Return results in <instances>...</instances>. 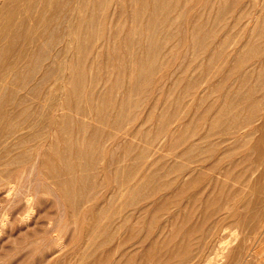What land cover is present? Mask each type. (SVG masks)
Returning <instances> with one entry per match:
<instances>
[{"label":"bare ground","instance_id":"bare-ground-1","mask_svg":"<svg viewBox=\"0 0 264 264\" xmlns=\"http://www.w3.org/2000/svg\"><path fill=\"white\" fill-rule=\"evenodd\" d=\"M113 5L122 11L125 3L123 0H0V167L3 166L4 172L9 173L7 181L0 176V197L3 195L6 203H18L19 195L23 194L21 186H27L21 179L22 175L18 181H11L15 169L13 165L28 168L33 173L40 165L43 168L47 167V163L54 166L50 159L55 157L60 167L54 170V184L66 201L77 207L89 200L91 192L100 187L96 180L89 175L61 178L63 172L74 176L78 167L82 170L99 167L104 150L105 135L100 128L91 127L85 120L72 124L75 130L69 124L66 128L64 121L67 122L69 117L56 116L65 108L68 83L72 90L76 87L75 79L67 78L69 69L73 68L70 66L71 60L78 58L80 50L82 52L84 48L80 76L84 75L92 81L87 100L89 109L77 105L78 112H75L82 119L91 118L88 114H92L96 121H113L114 126L120 127L124 125V118L136 114L141 107L143 100L139 97L140 91L145 92L151 85L147 87L143 82L151 80L156 72H161L165 60L174 55L171 53L181 44L180 27L187 23L191 38L184 41L185 45L191 47L190 55L198 50L203 51L200 54L206 57H201L200 61L192 59L176 70L158 127L150 132L139 128L137 133L128 134L130 138H124L117 147L121 153H114L112 162L124 165L109 174L113 181L118 182L117 190L104 206L92 213L90 211L95 220L77 229L78 232L74 234L77 233L78 243H74V248H77L76 251L90 250L94 247L93 240L105 235V241L110 246L105 264H188L191 257L200 253L198 248L193 249L191 239L187 240V236H196L201 232V223L194 220L203 216L206 220L220 218L223 210L233 209L232 204L241 195V199L246 198L243 194L248 187L262 185L260 179L264 177L261 174L264 169L260 171V163L264 162V153L260 148L248 165L247 159L236 165H232L233 162L228 166L224 164L226 158L240 152L249 143L256 132L255 120L262 119L261 124H264V108L261 109L264 103V45L256 43L250 46L246 41L254 29L259 34L264 31V26L258 24L259 13L264 10V0H250V9L247 11V5L242 6L236 14V4H231L230 0H134L130 6L131 19H128L130 31L123 36L122 42L119 41L122 35H118L121 31L116 32L113 36L115 42L108 44L110 49L103 47L106 45V34L97 32L105 23L104 14L113 9ZM96 6L101 12L100 16L96 13ZM215 13L234 20L231 24L221 21V27L217 30L209 20ZM121 21L120 17L117 22ZM229 24L231 28L226 31ZM233 28H237L236 33ZM241 47L244 51L235 50ZM103 53L107 55L104 66L101 60ZM255 59L260 61H253ZM230 67L234 70L233 74L227 75L223 81L217 80L222 71ZM71 70L77 72L75 68ZM234 77L236 79L230 83ZM51 80L53 82L49 85ZM143 85L145 89H142ZM47 86L49 100L45 106L40 103V109L28 105L27 100L15 92L16 88L18 91L27 90L38 99ZM213 87L218 91L224 90V95L196 117L199 108L209 99L208 92ZM134 93L138 94L137 98H134ZM51 108L55 119L49 114ZM194 121L196 124H192ZM200 122H208V130L202 132L194 129L187 138L177 140ZM45 123L53 126L55 131L65 126L68 136L65 149H61L56 142H48L45 131H36L37 124ZM131 137L145 138L144 144L138 147ZM39 138L40 148L32 153ZM111 138L114 139L115 135ZM172 140L174 142L169 144ZM45 141L47 146L43 147ZM24 143L26 148L21 152ZM167 145L170 153L176 149L180 151L171 153L173 160L164 157ZM190 156L191 159L184 158ZM131 159L134 162L127 164L126 161ZM154 165L157 168L152 170ZM239 165L237 172L235 170ZM201 182H206L214 190L225 189L227 197H199L191 190L194 184ZM79 186L82 190L77 193ZM38 191L41 192L40 189ZM33 194L29 191L21 196L23 201L20 202L25 212L22 218L18 217L20 220H16L19 212L10 208L2 214L0 233L9 229V224H17L18 221L28 223L36 206V196ZM188 199L194 201L195 206L189 207L187 215L182 210L186 209L187 205L183 203ZM177 206L179 210H176ZM42 210L44 207L37 211L42 213ZM45 212L47 217L48 211ZM246 215L244 225L247 230H252L256 238L262 233L261 218L253 210L247 211ZM105 218H108L107 223H104ZM214 225L210 229L202 228L201 238H206L215 228ZM238 231L231 228L227 235L219 233L210 246L204 240L198 246L210 248L204 264H223L227 256L225 264L257 263V259H249L252 247L247 245L249 243H246V237L243 238L244 234V240H239L241 231ZM62 233L50 237L51 243L41 242L46 246L45 251L41 249L44 253H40L44 259L42 263H51V258L54 264L60 263L52 256H60L68 248L65 247L68 238L64 240ZM235 244L238 245L233 247ZM104 246V242H99L94 249L99 251ZM39 248L40 244L36 249L39 251ZM93 255V252H86L83 255L85 263L92 258L94 260ZM261 264H264V260Z\"/></svg>","mask_w":264,"mask_h":264},{"label":"rangeland","instance_id":"rangeland-1","mask_svg":"<svg viewBox=\"0 0 264 264\" xmlns=\"http://www.w3.org/2000/svg\"><path fill=\"white\" fill-rule=\"evenodd\" d=\"M123 1H124L125 5H124V8L122 11L117 6L115 7L113 5L115 10H113L114 8L110 9L109 12H106L105 13L106 15L104 14V16H103V18H105V23L102 24V27L98 30L97 33L100 35L106 34V36L104 38V43H106V45L103 46L104 48H107V47L110 48L111 46H109L108 44L109 43L113 44L115 42L113 39V36L116 32L121 31V33H118V35H122L120 37L121 39L119 40L122 42L123 36L130 31L131 24H130V21L128 19L129 18L131 19L132 11H130V6L134 3V0H123ZM230 3L236 4L235 14L239 11V9L242 6L247 5V11L250 9V7L248 6V4L250 5V0H230ZM95 9H96V13L100 16L101 12L99 11L97 6L95 7ZM190 13L191 12H189V14ZM259 16H260V20H259L258 24L264 26V20H263L264 10L261 13H259ZM261 16H262V20H261ZM120 17L122 18V21L117 22V20ZM111 20H113V21H111ZM209 20L214 25H216L215 29L219 30V28L221 27V21H229V23L231 24L234 19L219 17V15H217L215 13V14L211 15ZM230 24L228 27H226V31L228 29L230 30V28H231ZM99 26H97V27H99ZM188 28H189V25L187 23H183V25L180 27V29H181L180 30V33H181V35H180V37H181L180 38V43H181L180 46L176 50H174V52L171 53V54L174 53V55H170L165 60L166 63H165V66L163 65L164 67L162 66L163 68H162L161 72H156L155 76L151 80L148 79V81L143 82V84H145V83L147 84V87L150 85V83H151V85L147 88V90L145 92L140 91L139 97H141L143 100V103H141V107L139 108V110L137 111L136 114L133 113V114L129 115V118H124L123 119L124 125L120 126V127L114 126L113 121H109V122H103V121H98V120L96 121L95 118L92 116V114L91 115L88 114L89 116H91V118L86 117V118L82 119V116L76 113V112H78V110H77L78 106L77 105L81 106L82 108H83V106H85L86 109H89L87 100L89 98V93H90L92 81L89 80L87 77H84V75L80 76V72H81L80 68H81V65L83 64L82 56H84L83 55L84 54V48H82V52L80 50L78 58L73 57V59L70 62V66L77 69V72H75V70L72 71L71 69H73V68H70L68 73H67V78L73 77L75 79L74 84L76 85V87L74 90H72L73 87L71 85H69V83H68V88L66 91L67 95L65 97V108L63 111L58 112L56 114V116L58 117V115L59 116L65 115V116L69 117L67 122L64 121V123L66 124V128L68 126L67 124H69V127L70 128L73 127L75 130V127L72 124H76L77 122H82L83 120H85V122L89 123L91 125V127L100 128V130L102 132H104V135H105L104 139H103V149L104 150H103V154H102L100 161H99V167L89 169V170H82L81 168L78 167V171L74 176H71L69 174H64V172H63L61 178H63V179H69L70 177L80 178V177H82V175H89L90 177L93 178V180H96V182L100 184V187L96 191L91 192L89 200L83 202L82 204H79L80 206L75 207L66 201V199L63 196V193L54 184V179H55L54 178V172H55L54 170L56 168L60 167V165H59L60 162L57 158L52 157V159H50L52 161V163L54 164V166L52 164L47 163V167L43 168L40 165V168H36L33 173H30V169H28V168L27 169H25L23 167L17 168L16 165H13L15 169L12 171L14 173V175L11 177V181H18L19 177L22 175L21 176L22 178L21 177L20 178L22 179L24 184H26L27 186L26 187L21 186V190H22L21 192L23 194H21V192H20L21 195H19V197L17 199L18 201H16L18 203H14V204L13 203L12 204L6 203V200L2 199L3 195L0 197V217L2 216V214H4L10 208V210H15V212L17 211V213L18 212L21 213V214L18 213V215H16V217H17L16 220H20L19 218H22L21 216H22V214L24 216L23 212H25V211H23L24 205L20 201L22 200L24 193H28L29 191H30V193H34L33 195L36 196V198L34 200L35 201L34 205H36L38 208L35 206L34 213L31 217V219L28 221V223H22L21 221H18V223H17L18 225L17 224H11V225L9 224L10 226L8 225V227H10L9 228L10 230L8 228H6L0 233V264H44V263H42V262H44L42 254L44 253L46 246H44V244L42 245V243L46 244L47 243L46 241L51 243L50 237L52 238L56 235V233L58 234L60 232L64 233V235H65V236H63V237H65L64 240H66V238H68L69 240L67 239V241H66L67 244H65V247H68L65 249L66 251H62V254L60 253V256H59V254L52 256L55 260L59 259L58 260V263L60 262L59 264H87V263L88 264H100V262H101V264L106 263V261L108 259V254H109L108 250L110 247L109 245H107V242L105 241L106 238H104L107 236L104 235L100 239L96 238L93 240L94 247L99 242L105 243V246L102 249H100L99 251L95 250L94 247L90 250L79 249L78 251H76L77 248H74L75 247L74 243H78V240H77V233H76V235L74 233L78 232L77 229H79L80 226L88 225L92 222V220H95V219H93L94 217H92V215L90 214V211L92 213L96 208H101L102 206H104L107 203V200L111 197V195L114 194V192L117 190V183L118 182L113 181L111 179V177L109 176L110 171L116 169L118 166L124 165L120 162H115V163L112 162L113 154L114 153H117V154L121 153V151L120 152L117 151V147L123 142L124 138H126V137L130 138L128 136V134L133 135L134 133H137V130L139 128H141L144 132H146V131L150 132V131H153L154 129H156L158 127V124L160 123V116H161L164 108L166 107V100H167L166 94L173 87V80H175V77L173 75L175 74L176 70L177 69L180 70L181 68H183L192 59L194 61H200L202 59L201 57H206V56L200 54V53H203V51L198 52V50H196V53L194 55L193 54L190 55L189 50L191 47L185 45L186 40L184 41V39H190L191 38L190 33L187 31ZM233 32L236 33L237 28H233ZM108 35H109V37H108ZM245 40L246 39H244V41ZM119 41H117V42L119 44H121ZM246 41H249L250 46L255 45L256 43H258L260 45H264V31H262L259 34V31L257 29H254L252 36ZM235 50L237 52L244 51V49L242 47L239 50L238 49H235ZM177 53H178V55H177ZM106 56H107L106 53L101 54V60L103 61V66H104L106 58H107ZM253 61L259 62L260 60L255 59ZM166 71H167V73H166ZM233 72H234L233 68L230 67L226 71L225 70L222 71V73L220 74V76L218 77L217 80L223 81L228 77L227 75H231V74H233ZM234 79H236V77L232 78L230 83H233ZM53 80L49 81L48 84L49 83L52 84ZM81 89H83V90H81ZM142 89H145L144 85H143ZM15 90H17V91H15V92H17V94L21 95L22 97H24L27 100L28 105H33V108H35V109H40L39 108L40 103L44 104V106H45L46 105L45 103L48 102V100H49V95H50L49 86H47L46 91L43 93L42 96H39L38 99L35 98V96L32 95L31 92L29 93L27 90H23V91L19 90L18 91L17 88ZM208 95H209V99L206 101V103L203 106H201L199 108V110L196 114V117H199L200 114H202V112L204 111V109L209 107L212 102L218 101L219 99H221L222 96L224 95V90L218 91L216 88L213 87V89L212 90L210 89V91L208 92ZM137 96H138V94L134 93V98H137ZM36 97H37V95H36ZM219 103H221V102H219ZM262 108H264V103L261 104V109ZM49 114H51V117H53V108L50 109ZM246 114L243 117H245ZM56 116H54L53 119H55ZM259 117L260 116H258L257 119ZM262 122H263L262 119L255 120V122L253 124H257L256 128H255L256 132L253 135V137L250 139L249 143L246 144L244 146V148L240 150V152H237L236 154H231V156L226 158L224 166H228V164H231V162H233L232 165H236L239 162H241L243 159H247V163H246L247 165L249 163H252L253 162L252 160L254 159V156L256 155L258 148H260L261 152L264 153V124H261ZM192 124H196L195 121ZM208 127H209L208 122H206V123L200 122L199 124L196 125L195 128H189V131L187 133H185V136L177 138V140H179L183 137L187 138L189 136V134L194 129H199L203 132L204 130L205 131L208 130L207 129ZM257 127H258V129H257ZM66 128H65V126H63L62 128L58 127L55 131V128L53 126L51 127L49 124L45 123V124H37L36 131L39 133L40 132L42 133L45 131L47 133L46 136L48 137V139L46 137V140L48 142H50V141L56 142V143H58V146L61 149H65L67 146V142H68V136L65 133ZM184 131H186V130H184ZM182 133H184V132H182ZM57 135L59 136V138H58L59 140H57V137H58ZM112 135H115L116 140H115V138L114 139L111 138ZM40 139L41 138L37 139L38 142H35L36 146L34 149H32V147H31V149L33 150L32 153H35L36 151L39 150V148H40L39 145L41 142ZM131 140L135 141L137 146L140 147L144 144L143 141L145 140V138L141 137L140 139H138V137L137 138L131 137ZM173 142H174V140L170 141L169 144H172ZM45 145L47 146L46 141L42 143L43 147ZM166 147L168 150L164 153L165 154L164 157H169L167 160H173L171 158L172 152H180L178 149H176L170 153L169 146L167 145ZM25 148H26V144L24 143L21 146L20 151L24 152ZM44 149H46V148H44ZM133 157H135V155H133ZM191 157L192 156L184 157V158L185 159H187V158L191 159ZM217 157L218 156H216L215 158H217ZM7 160L9 162H12V160H10V159H7ZM181 161H186V160L181 159ZM74 162L78 164V162L76 160H74ZM132 162H134L133 159L126 161L127 164H130ZM39 164H40V162H39ZM157 165H154L152 170H155L157 168ZM263 169H264V162H261L260 163V171H262ZM239 170H240V165L238 168H236L235 171L239 172ZM1 172L4 173V175ZM258 174L259 173L256 174L254 179L257 177ZM261 174H264V173H261ZM7 175H9V173L4 172V168H3V166H1L0 167V176L2 177V179L7 181L6 180ZM260 180H261V184H262L260 187H257L254 185H251L250 187H248L247 190L243 194L246 198L241 199V196H242L241 195L240 198L238 199V201L236 203L232 204L233 209H230L228 211L223 210L224 213L222 212L220 214L221 216L219 215L220 218L219 217H217V218L213 217V218L206 220V218H204V216H203L201 218H197L194 220L195 223L196 222L198 224L201 223V232L199 233V235L196 234L197 237L194 234H191L192 236L191 235L187 236V240L190 238L193 249L198 248L200 253L197 254V256L191 257L190 258L191 261L188 264H202V263L204 264L205 259L207 258L208 253L210 252V248L207 246L200 248L198 246L204 240L206 242H208L209 243L208 246H210L211 242H213L215 236L219 235V233L220 234L225 233V235H227V233L230 231L231 228L238 229L239 230L238 233L241 231L240 232L241 238L239 236V240H244V239H242L243 234L245 235V236L243 235V238L244 237L247 238L246 243H249L247 245L252 247V251H250L251 256L249 257V259H252V258L257 259V263H254V264H261L262 263V261L264 260V249H262L264 247V240H263L264 239V177L261 178ZM4 187H6V186H3V188ZM257 188H260V189H257ZM39 189L41 192L38 191ZM226 189H229V187ZM81 190L82 189L80 186L76 188L77 193H80ZM42 191L44 194L43 197H42ZM191 191L194 193H197L199 197H201V196H218V195L227 197V191L225 189L214 190L210 187V185L206 184V182L194 184L193 189ZM47 192H48V194H47ZM38 194L41 195V197H40L41 200L38 198L40 196V195L38 196ZM190 195H192V194H190ZM44 197H46V198H44ZM36 199H37V201H36ZM44 199H46V200H44ZM41 201H43V203ZM41 203H42V205H44L43 206L44 210H42V213L41 212L38 213V211H40L41 208L43 209ZM16 204H17V207L15 206ZM38 204L40 205V207ZM183 204H185L187 206H186L185 210L184 209L182 210V212L186 213L187 215L190 212L189 207L195 206V202L190 201L189 199ZM10 205L11 206L14 205V207H11ZM178 207L179 206L175 207L176 210H179ZM45 210L48 211L47 217H46L47 212H45ZM251 210L254 211V214L256 212H258V214L261 218L260 224L262 223V225H263L262 233L260 235H258L256 238H254V235L252 234V230H247L246 229L247 227L244 225V223L247 222V220H246L247 218H245L247 216L246 215L247 211H251ZM44 213H45V215H44ZM225 213H228V214L225 215ZM60 214L62 216H60ZM35 215H36V218H35ZM42 215L45 216L46 218L45 217L43 218ZM44 219H46V221H47L46 224L44 222L45 221ZM107 219L108 218L104 219V221H105L104 223H107ZM42 223H43V225H42ZM23 224H25V226ZM212 225H214L215 228H213L211 230V233L208 236L206 235L207 236V237L205 236L206 238H201L202 228H204V229L209 228L210 229L212 227ZM13 226H15V227H13ZM11 227L13 228L12 230H14V231L11 230ZM23 227H24V229H23ZM46 227H47V229H46ZM51 228H52V230H51ZM10 231L12 234L10 233ZM51 231L52 232L54 231V232L52 233ZM45 232H47V233H45ZM3 233H4V235H3ZM7 233H9V235ZM63 233H62V235H63ZM43 234L45 236H47V238H45V236ZM72 234H74L75 237ZM49 235H51V236H49ZM67 235H69V237ZM46 239H48V240H46ZM40 240H42V241H40ZM68 241H69V245H68ZM36 242L37 243L39 242V244H40V248H39L40 250L39 251H38V249H36L37 246L39 245V244L37 245ZM70 242H71V244H70ZM238 244H235L233 247H236ZM70 246H71V248L69 249ZM41 249L44 251H41ZM63 250H64V248H63ZM86 252H89V253L93 252L94 253V255H93L94 260L92 258L87 263H85L86 260L84 259L83 255H85ZM40 253H42V254H40ZM258 253H261V254L259 255ZM39 254L41 255L42 259L40 258ZM64 254H66V255H64ZM51 260H52L51 263H47V262H49V261H47L46 264H54L53 263L54 260L52 258H51ZM226 260L228 261V256L226 257L223 264L227 263ZM91 261H92V263H91Z\"/></svg>","mask_w":264,"mask_h":264}]
</instances>
